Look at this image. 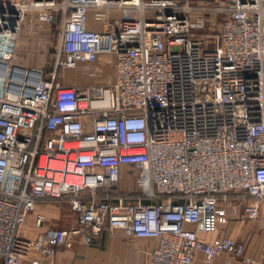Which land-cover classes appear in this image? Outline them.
Masks as SVG:
<instances>
[{
  "label": "built area",
  "instance_id": "1",
  "mask_svg": "<svg viewBox=\"0 0 264 264\" xmlns=\"http://www.w3.org/2000/svg\"><path fill=\"white\" fill-rule=\"evenodd\" d=\"M32 9L62 17L47 75L10 64ZM101 58L114 80L59 81ZM0 63L2 264H55L106 228L157 239L149 264H264L228 234L264 206V0H0ZM39 200L77 224L23 235Z\"/></svg>",
  "mask_w": 264,
  "mask_h": 264
},
{
  "label": "crops",
  "instance_id": "2",
  "mask_svg": "<svg viewBox=\"0 0 264 264\" xmlns=\"http://www.w3.org/2000/svg\"><path fill=\"white\" fill-rule=\"evenodd\" d=\"M91 28L99 29L101 25L90 21ZM115 79L114 62L101 58L92 66H81L69 75L70 86H92ZM39 200L35 210L30 213L23 226L22 233L27 237H35L39 232L50 227L68 228L77 224V213L67 201ZM38 216L42 217L40 225L36 224ZM228 234L244 241L249 255L264 258V206L257 220L240 217L228 227ZM154 238L138 237L125 233L123 230L110 231L104 229L92 242L87 243L82 237L59 248L55 256V264H149L151 253L157 246ZM228 257L221 255L208 262L199 253L193 264H226ZM0 264L2 262L0 261ZM21 264H32L25 259ZM230 264H243L232 259Z\"/></svg>",
  "mask_w": 264,
  "mask_h": 264
},
{
  "label": "rangeland",
  "instance_id": "3",
  "mask_svg": "<svg viewBox=\"0 0 264 264\" xmlns=\"http://www.w3.org/2000/svg\"><path fill=\"white\" fill-rule=\"evenodd\" d=\"M61 20L62 17L58 14L52 23L43 27L39 20V11L37 9L30 10L23 23L15 56L10 64L40 70L46 75L49 74L55 65L54 56L60 39ZM74 70L72 68L59 69V81L63 84L67 83L69 75ZM56 202L69 205L63 201Z\"/></svg>",
  "mask_w": 264,
  "mask_h": 264
},
{
  "label": "water",
  "instance_id": "4",
  "mask_svg": "<svg viewBox=\"0 0 264 264\" xmlns=\"http://www.w3.org/2000/svg\"><path fill=\"white\" fill-rule=\"evenodd\" d=\"M6 64L5 63H0V75H3L6 69Z\"/></svg>",
  "mask_w": 264,
  "mask_h": 264
}]
</instances>
